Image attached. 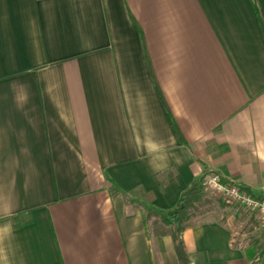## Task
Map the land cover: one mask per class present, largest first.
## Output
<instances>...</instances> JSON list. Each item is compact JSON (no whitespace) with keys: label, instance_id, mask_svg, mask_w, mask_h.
I'll return each instance as SVG.
<instances>
[{"label":"crops","instance_id":"0c3cea01","mask_svg":"<svg viewBox=\"0 0 264 264\" xmlns=\"http://www.w3.org/2000/svg\"><path fill=\"white\" fill-rule=\"evenodd\" d=\"M205 171L264 188V0H0V264H259L145 232Z\"/></svg>","mask_w":264,"mask_h":264},{"label":"rangeland","instance_id":"374dc122","mask_svg":"<svg viewBox=\"0 0 264 264\" xmlns=\"http://www.w3.org/2000/svg\"><path fill=\"white\" fill-rule=\"evenodd\" d=\"M203 213H218L223 219H229L236 229L235 242L244 251L253 252L251 260L259 262L264 257L260 252L264 241L263 227L260 226L254 212L237 204L226 203L214 191L201 187L200 192L190 203L187 214L191 218H198Z\"/></svg>","mask_w":264,"mask_h":264},{"label":"trees","instance_id":"16d2710c","mask_svg":"<svg viewBox=\"0 0 264 264\" xmlns=\"http://www.w3.org/2000/svg\"><path fill=\"white\" fill-rule=\"evenodd\" d=\"M163 106H164V103H163ZM168 117L170 119L169 115ZM173 130L175 134L179 136L174 124H173ZM200 177L197 180L193 181L187 188H185L179 194L177 202L173 208L166 209V210H153V209H149L145 207L140 208L141 218L143 221L145 232L149 235V229H148L147 222H146L147 217L150 215L156 216L159 220L158 232L168 231L170 233L173 239L175 253L178 259H181V260L184 259L183 243L180 237V232L182 229V220L187 213L190 203L201 190V185L199 181ZM262 233L264 235V228L262 229ZM260 252L264 256V241L260 247ZM245 255L248 259H251L253 252H249L246 250ZM259 264H264V257L259 260Z\"/></svg>","mask_w":264,"mask_h":264},{"label":"built area","instance_id":"2783aa9c","mask_svg":"<svg viewBox=\"0 0 264 264\" xmlns=\"http://www.w3.org/2000/svg\"><path fill=\"white\" fill-rule=\"evenodd\" d=\"M202 188H209L226 203L240 205L254 212L260 226L264 227V188L255 194L238 183L222 178L215 171H205L200 175Z\"/></svg>","mask_w":264,"mask_h":264}]
</instances>
